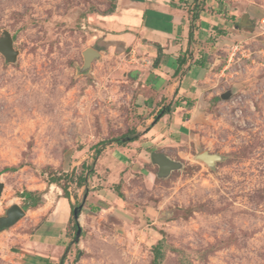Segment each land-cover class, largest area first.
<instances>
[{
    "label": "rangeland",
    "instance_id": "rangeland-1",
    "mask_svg": "<svg viewBox=\"0 0 264 264\" xmlns=\"http://www.w3.org/2000/svg\"><path fill=\"white\" fill-rule=\"evenodd\" d=\"M113 1L0 0V36L8 31L18 51L14 64L0 56V171L16 168L0 174V217L12 204L23 209V191L43 192L38 208L0 232V264H58L63 250L51 246L54 238L42 249L30 244L36 230L51 235L63 224L55 221L71 218L50 179L76 176L95 157L103 169L94 168L88 193L68 184L71 205L81 206L80 234L73 222L62 231L69 242L63 264H151L158 242L160 264H264V35L257 28L264 0H221L236 28L206 55L216 64L211 73L225 69L197 86L201 102L174 158L182 166L163 179L105 161L124 159L112 154L121 149L112 140L144 118L112 55L102 52L80 71L82 51L101 49L87 41L89 15ZM203 151L221 160L208 167L194 159Z\"/></svg>",
    "mask_w": 264,
    "mask_h": 264
},
{
    "label": "crops",
    "instance_id": "crops-1",
    "mask_svg": "<svg viewBox=\"0 0 264 264\" xmlns=\"http://www.w3.org/2000/svg\"><path fill=\"white\" fill-rule=\"evenodd\" d=\"M113 4L109 12L89 15L87 41L100 45V54L112 55L116 64L126 69L122 76L132 80L134 100L144 118L136 128L138 138L112 152L124 159L117 161L119 158L110 156L105 161L120 169L132 165L140 174L148 170L156 177L157 167L151 164L150 154L162 153L176 161L174 158L181 154L177 147L186 138L187 123L201 102L197 86L211 79L210 75L220 76L225 69L211 73L216 64L207 59L206 52L236 28L234 14L221 0H114ZM166 105H170L169 113L154 122V116ZM147 157L149 162H145ZM97 159L92 160L93 169L98 163V168L103 169V162ZM71 197L70 191L69 199L60 197L63 207H70ZM57 222L63 224L51 235L45 234L44 227L36 230L30 244L42 249L49 238H54L51 246L64 252L69 242L62 239V231L68 220L62 218L54 223Z\"/></svg>",
    "mask_w": 264,
    "mask_h": 264
},
{
    "label": "water",
    "instance_id": "water-1",
    "mask_svg": "<svg viewBox=\"0 0 264 264\" xmlns=\"http://www.w3.org/2000/svg\"><path fill=\"white\" fill-rule=\"evenodd\" d=\"M82 67L81 72L87 71L91 63L99 59L101 54L99 51L93 48H85L82 53ZM0 56L3 57L4 61L9 64H14L17 61L18 51L14 49L13 39L8 31H3L0 36ZM232 95V91L223 92L220 94V99L228 100ZM195 160H199L206 164L208 167H213L216 161H220L221 157L216 154H210L207 151H203L194 156ZM150 162L152 165L157 167L156 177L163 179L167 178L172 171L179 170L181 168V163L178 161H173L168 159L162 153H151ZM3 190V184L0 182V195ZM81 206L75 207L73 209V218L77 222ZM25 215L24 209H22L17 204H12L7 210L4 216L0 217V232L12 227L16 222H18ZM80 234V228L76 226V239Z\"/></svg>",
    "mask_w": 264,
    "mask_h": 264
},
{
    "label": "trees",
    "instance_id": "trees-1",
    "mask_svg": "<svg viewBox=\"0 0 264 264\" xmlns=\"http://www.w3.org/2000/svg\"><path fill=\"white\" fill-rule=\"evenodd\" d=\"M114 2V1H113ZM114 4L112 3V6H109V9L106 10V12H109L113 9ZM235 19L236 22V18L235 16L233 17ZM236 25V24H235ZM191 107V104L188 106ZM170 111V105H166L163 106L156 114V116H154L153 121H157L158 119H160L162 116L168 114ZM139 136V133L135 130L132 129L124 134H122L121 136L115 138L112 140V143L117 144L118 146H124L128 143H131L133 141H135ZM100 145H106L107 143L105 142H100ZM98 153V151H96V154ZM80 173L76 174L75 176V172L74 170H72V175L70 176H63L64 178H60V177H56V176H52V178L50 179V183L54 184L56 187H58L61 191V197L65 198V199H69V187L68 184L72 183L76 189H81L84 188V194L88 193V179L90 176H93L95 173V170L93 169V163L92 164H81L80 165ZM16 168L15 167H5L0 171V174L2 173H6V172H13L15 171ZM74 175V177H73ZM64 180L65 183L60 184V181ZM119 186H115L114 191L117 194L118 198H122V195H120L118 193V188ZM42 196H43V192H35V191H23L18 197L25 200V204L23 209L27 210H34L36 208H38L41 204H42ZM107 204H101V208H106ZM70 215L71 218L68 220L69 222H73L74 223V227L76 228L77 226V222L74 220L73 218V209L75 208L74 205H70ZM80 213V212H79ZM69 225V224H68ZM68 227V226H67ZM69 250V246L65 247L64 252L58 262V264H63L65 257L67 255V252ZM152 254H153V260L151 264H160L161 259L163 258V254L161 251V245L158 242L152 249Z\"/></svg>",
    "mask_w": 264,
    "mask_h": 264
},
{
    "label": "built area",
    "instance_id": "built-area-1",
    "mask_svg": "<svg viewBox=\"0 0 264 264\" xmlns=\"http://www.w3.org/2000/svg\"><path fill=\"white\" fill-rule=\"evenodd\" d=\"M83 28H84V26H83ZM257 28H258L260 34L264 35V12H263V15L260 17V19L257 21ZM237 99L239 100L240 98H237ZM237 99L235 101L236 103L238 101ZM234 111H235L237 124L240 126H245V121H244V119H242V110L239 108H235Z\"/></svg>",
    "mask_w": 264,
    "mask_h": 264
}]
</instances>
